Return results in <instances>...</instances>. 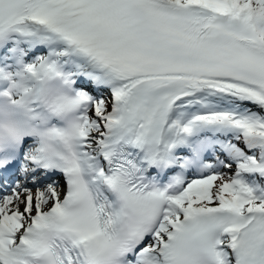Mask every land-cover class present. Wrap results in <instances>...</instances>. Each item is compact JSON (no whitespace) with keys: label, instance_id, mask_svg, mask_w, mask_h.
<instances>
[{"label":"snow or ice","instance_id":"1","mask_svg":"<svg viewBox=\"0 0 264 264\" xmlns=\"http://www.w3.org/2000/svg\"><path fill=\"white\" fill-rule=\"evenodd\" d=\"M0 264H264V0H0Z\"/></svg>","mask_w":264,"mask_h":264}]
</instances>
